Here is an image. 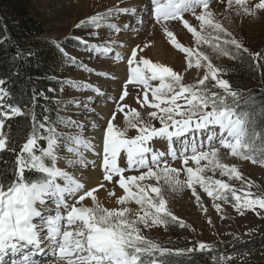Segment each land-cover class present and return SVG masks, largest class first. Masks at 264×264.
Masks as SVG:
<instances>
[{"label":"snow or ice","instance_id":"6c2138e0","mask_svg":"<svg viewBox=\"0 0 264 264\" xmlns=\"http://www.w3.org/2000/svg\"><path fill=\"white\" fill-rule=\"evenodd\" d=\"M150 3V8L142 6L139 11L137 7L108 9L81 20L76 27L107 28L119 34L122 28L113 21L120 14L134 16L137 24L141 25L144 23L143 16L147 14L161 26L172 45L188 54L190 67L193 49L178 42L173 31L169 30L170 21L182 22L198 45L209 43L201 32L210 29L216 34V41L222 39L223 46L221 43H210L218 56L239 59L242 63L246 59L243 53H247L248 49L216 19L211 8L214 0H150ZM227 5L229 9L235 6L236 15L242 10L245 15L256 16L258 11L264 10V0H258L254 5L250 4V0H227ZM186 13L200 22L201 31L185 19ZM128 28V24L123 25V30ZM72 39L78 40L85 51L104 56L113 51L106 44H90L81 37ZM50 42L62 54L65 64L93 71L79 63L76 56L65 51L60 43L55 40ZM111 43L115 44L116 41L112 40ZM137 47L142 52L149 45L145 43L143 47ZM256 57H261V54L257 53ZM201 58L208 61L205 65L207 74L198 82L204 87L183 84L182 76L172 68L143 57L138 60L137 51L133 50L131 58L127 60V82L123 84V95L118 100L122 101L129 95V85H142V103L148 104V92H151L152 102L148 106L158 111L148 112L149 119H144L134 108L130 109L132 118L129 119L128 114H125L123 127L114 123L116 116L113 114L104 129L102 152L95 151L92 142L84 138L83 124L59 114L55 119L45 115L43 122H38L33 113L32 130L25 142L17 144L10 140L8 132L4 130L5 119L22 116L24 112L20 107L4 103L10 93L3 87L5 80L0 79V117H3L0 118V153H15L14 167L0 171V261L9 252L18 254L28 246L40 251L48 250L54 258L49 264H179L178 257L190 260V254L194 251L214 252V247L205 243H199L198 249L169 248L145 234L144 230L157 226L165 229L175 224L181 228L186 227L184 221L170 210L164 186L171 192L191 188L197 202L200 196L197 195L196 185L216 200L227 202V193H230L235 200L234 207L241 215L245 209L256 210L257 206L264 209V198H251V193L237 195V191L228 183L201 175L205 171L200 167L201 161L207 160L212 166L211 170L219 168L222 175L241 179L236 166L222 163L218 158L221 148L230 150L231 156L242 161L264 166V102L258 104L253 96L242 99V93L234 90L227 80L217 77L221 70L213 66L209 57L203 55ZM201 58L195 60L197 68L201 66ZM123 59L121 53L116 52L115 60ZM96 74L116 79L107 72ZM209 78L215 81L211 88L205 85ZM153 81H159L158 86L153 87ZM64 86L103 95L100 88L92 84H79L71 79L62 82L61 92ZM217 87L222 92L212 91V88ZM38 95L43 93L37 94L33 89V106ZM44 98L47 99L46 96ZM88 100L91 101L92 97H88ZM179 100H183L184 104L177 103ZM76 106L80 107L79 104ZM116 107L118 111L124 112L127 105L117 103ZM84 108L95 111L88 104ZM4 109H10V112ZM153 120H158L160 126H155ZM58 125L79 131L61 133L57 131ZM98 127L93 121L91 128ZM133 129L136 134L129 136L128 132ZM41 141H45L46 146H41ZM86 152L101 158L99 166L102 167L103 178L91 188L86 187L76 171L68 170L89 165L97 167L95 160L87 159ZM0 160H3L2 156ZM176 160H181L185 166L183 171L187 174L186 181L179 178L180 169L171 166L170 161ZM190 161L195 163V168L189 166ZM61 162L65 167L59 166ZM4 163L8 161L4 160ZM26 172H34L36 175L28 176ZM9 174L11 179L8 178ZM149 179H154L156 186L142 183ZM105 181L114 182L123 189L116 200L117 204L125 205L134 201L140 206L142 214L134 213L128 207L118 210L102 206L98 199L99 189L105 188L109 196L115 195L107 188ZM89 198L90 206H85ZM34 255L36 252L25 254L22 260L14 264H40L32 259ZM222 260L218 258V264Z\"/></svg>","mask_w":264,"mask_h":264},{"label":"rangeland","instance_id":"374dc122","mask_svg":"<svg viewBox=\"0 0 264 264\" xmlns=\"http://www.w3.org/2000/svg\"><path fill=\"white\" fill-rule=\"evenodd\" d=\"M257 2L258 0H250V4L252 5ZM33 3L36 9L43 14L46 37L61 43L65 51L76 56L79 63L93 69L92 72H88L76 65L65 64L62 80L71 79L79 84H92L95 87L101 88V84L105 81H107L105 83L107 84L108 81L112 80L111 78L98 76L96 74L97 72L108 73L107 69H102V67H105L101 65L103 63H105L108 69H110L113 73L117 71L115 73H122V75L126 74L125 76L129 75L127 60L131 58V54L128 56L121 54L124 59L119 61V66L115 63V54L116 52H120L121 45L125 44V33L130 30L132 25L131 15L120 14L119 18L113 21L122 28V31L119 34L110 32L107 28L91 29L76 27L81 20L97 13L106 12L108 9L128 8V0H33ZM145 3L148 7H151V4L148 1H145ZM211 8L216 14V19L222 22L223 25L232 32L235 39L240 42L244 48L248 49V52L243 53V56L247 57L251 54V56L254 57L259 64V71L255 70L253 74H251L252 78H248L247 74H243L240 77L241 91H254L255 88L264 90V64L261 63V60H259L258 57H256L259 50L264 47V10L258 11L256 16L245 15L242 10L239 15H236L235 6L233 9H229L227 0H224L223 3H221L220 0H214ZM185 19H187L193 27H197L198 31H201L199 29L200 22L197 21L194 16L186 13ZM149 22L150 23L146 26H143L141 31L140 39L143 40V45L148 42L147 44L149 47L146 48L147 51L150 53L155 52L158 56H160V64L165 67L172 68L173 71L181 75V82L183 84H196L198 87H204L198 84L199 80L203 79V76L207 74V68L205 65L208 61L201 58L203 55H207L213 66L221 70L217 73V77L219 79H225L230 83L231 70L235 65V62L239 59H230L227 56H218V54L212 50L210 43H221L223 46L222 39L220 41L215 40L216 34L212 32V30L205 29L201 32L202 35H205L208 38L209 43L202 42L198 45L195 37L192 33L188 32L186 28H184L182 22H169V30L173 31L178 42L183 44L185 47L193 49V55L191 57L192 66L190 67V58L188 54L180 49H177L171 44L161 26L156 24L154 19H150ZM124 24L129 25L127 30H123ZM93 32H95L96 35H92ZM221 36L223 37V34H221ZM72 37H81L84 40H87L90 44H106L107 46H110L113 51L107 56L97 54L95 52L85 51L84 46L81 45L78 40L72 39ZM112 40H115L116 43L112 44ZM70 43H72V45ZM155 43L157 44V48ZM158 43H164V49L161 50ZM137 46H135L133 50L137 51V59L139 60L142 56L138 55L139 48H137ZM123 47H127L126 44ZM228 47L230 49L234 48V46ZM133 50L131 49L130 51L129 49L130 52ZM241 52H243V49H241ZM197 58H201V66L199 68L195 66V60ZM120 70H122V72ZM115 84L119 85L118 80L113 82L111 86L113 85L114 87ZM158 84L159 81L152 82L153 87L158 86ZM214 84L215 81L211 80V78H209L208 81H205V85L210 88ZM111 86H106L104 90H101L103 95H97L91 90L78 91L69 86H64V91L60 93V99L62 101V117L75 120L83 124V136L92 142L95 146V151L97 152H102L101 142L103 141L104 129L113 114L116 116V122L114 121L115 124L123 127L125 114H128L129 119L132 118L130 109L134 108L144 119H149L147 116L148 112L158 111L156 109L149 108L148 104L151 102H148V104L142 103L143 98L141 97L142 93L140 90L139 93L137 90L138 96L136 99L132 93H129L128 96L124 97V101H120L118 100L120 94L118 93L119 97L117 98L116 95L118 94L113 87L111 88ZM128 87L130 88L131 86ZM212 91L222 92V89L217 87L212 88ZM148 96H151V92H148ZM88 97H92V100L89 101ZM117 103L121 106L127 105V107L124 108V112L118 111L116 107ZM177 103L183 105L184 101L179 100ZM76 104H79L80 107H77ZM85 104H88V107L95 109V111H88L85 109ZM90 114L95 115L98 122L102 125V134H100L101 138H97L96 129L91 128L92 120L89 117ZM118 122H120V124ZM152 122L155 126H160L158 120H153ZM67 131L76 132L79 131V129H65L62 126V129L58 132L63 133ZM135 134L136 131L134 129L128 132L129 136H134ZM177 147H179V145H177ZM85 155L89 161L95 160L97 168H100L99 165H101V158H98L92 152H86ZM218 158L222 163H227L230 166H236L241 173V179L224 176L222 175V170L219 168H216L215 171L211 170L212 166L209 165L207 160L201 161L200 167L205 169L201 175L205 178H211L212 180L219 179L228 183L237 191V195L244 196L246 193H251V198H264V166L258 163L253 164L251 161H242L238 157L231 156L230 150L223 148L220 149ZM170 163L172 167L180 169L179 178L182 181H186L187 174L183 171L185 166L182 161L176 160L170 161ZM59 166L61 168L65 167L62 162ZM189 166L194 168L196 167L195 163L191 161L189 162ZM68 170L76 171V174L85 183L88 172L92 171L93 168L89 165L86 168ZM127 174L135 173H126V175ZM142 183L156 186L157 182L154 179H149ZM91 187L93 186H89L88 188ZM108 187L115 193V195L107 196V193L105 196H100L98 194V199L102 206L118 210L122 207H128L132 209L134 213L142 214L140 206L136 205L134 201L126 203L125 205H119L116 203L117 198L123 193V189H121L118 184L109 182ZM196 189L197 195L200 196L199 202L196 201V196L192 195L191 188L186 187L180 192H171L166 186H164L163 191L168 200L170 210L180 220L184 221L186 227L181 228L178 224L170 225L167 229L163 226H157L153 227L151 230H144L145 234L150 238L163 242L164 246H166L172 238L178 237L189 241L191 245L196 247L199 246V243H205L216 247L232 242H247L264 235V215L258 214L264 213V209H259L258 206L256 210L245 209L243 210L244 214L241 215L240 212L237 211L236 207H234L235 200L231 197L230 193H227L229 199L225 202L223 200H216L212 196H209L199 185H196ZM117 191H120V194H117ZM150 194L155 196L154 193ZM217 205L219 208H217ZM85 206H90V198L85 201ZM32 252V246H28L24 249V251L18 254H12L9 252L4 257L3 261H0V264H14V262L22 260L23 255L30 254ZM222 258L223 260L221 264H259L264 260V245L261 247H252L249 252L246 251ZM32 259L39 261L40 264H49V262L54 258L50 255L48 250H44L40 251V254L36 252V255L32 256Z\"/></svg>","mask_w":264,"mask_h":264},{"label":"trees","instance_id":"16d2710c","mask_svg":"<svg viewBox=\"0 0 264 264\" xmlns=\"http://www.w3.org/2000/svg\"><path fill=\"white\" fill-rule=\"evenodd\" d=\"M50 41L53 40L46 37L43 14L36 9L33 0H0V79L5 80L3 87L10 93L4 103L20 107L24 112L22 116L5 119L4 130L8 132L10 140L17 144L25 142L31 133L33 113L38 122H43L45 115H48L50 119H55L57 114L62 117L60 93L64 81L62 79L65 62L62 54ZM258 53L264 57V47ZM261 57L258 59L264 64V58ZM245 58L243 63L241 60L235 62L230 74V85L243 94L242 99L253 96L259 104L264 102L263 89L241 91L240 77L247 74L248 78H252L251 74L255 70L259 71V64L254 57L249 54ZM50 77L56 79L52 80ZM50 88L54 91L49 92ZM33 89L37 94L43 93L37 96L35 106L32 100ZM45 96L47 99L44 98ZM45 109L48 111L45 112ZM4 110L10 112V109ZM61 129L62 125H58L57 131ZM40 144L46 146L45 141H41ZM0 156L3 157V160H0V171L14 167L15 153L5 152L0 153ZM4 160L8 163L5 164ZM26 175L35 176L36 174L26 172ZM8 178H12L11 174ZM263 245L264 235L247 242H232L216 246L214 252L194 251L190 254V260L183 257L177 259L179 264H218V258L249 252L250 248ZM166 247L198 249L189 241L178 237L172 238ZM259 264H264V260Z\"/></svg>","mask_w":264,"mask_h":264},{"label":"bare ground","instance_id":"6f19581e","mask_svg":"<svg viewBox=\"0 0 264 264\" xmlns=\"http://www.w3.org/2000/svg\"><path fill=\"white\" fill-rule=\"evenodd\" d=\"M119 1V0H118ZM120 1H125V0H120ZM145 1H148L149 3H150V0H130V3H129V0H128V8H131V7H137V10L139 11L140 10V7H142V6H147L148 7V5L145 3ZM151 4V3H150ZM148 8H150V7H148ZM143 20H144V24L143 25H140V24H137V22H136V18L134 17V16H132V25H131V27H130V30L127 32V33H125L126 35L124 36L125 38V44H126V46L127 47H121L120 49V52L119 53H121V54H123L124 56L125 55H129V54H131V49L133 50L134 48H135V46H140V47H143V43H142V41L143 40H141L140 39V37H141V31H142V28H143V26H146L148 23H150L149 21H150V18H149V16L147 15V14H145L144 16H143ZM145 20H148V21H145ZM136 30H138V31H136ZM155 42H156V40H155ZM139 43H140V45H139ZM148 43V42H147ZM124 44V45H125ZM156 44V43H155ZM152 45V44H151ZM158 45L160 46V48H161V50L162 49H164V47H165V44L164 43H158ZM155 47V46H154ZM138 48V47H137ZM156 48H157V44H156ZM129 49H130V51H129ZM130 53H129V52ZM139 52H138V55H141L144 59H148V60H150V61H152L153 63H159L160 64V56H158L155 52L154 53H150L149 51H147V49L146 48H144L143 49V51L141 52L140 50H138ZM158 52V51H157ZM160 52V51H159ZM166 53V52H165ZM160 54V53H159ZM131 56V55H130ZM162 57V56H161ZM164 57V56H163ZM98 63V62H97ZM100 63V62H99ZM103 63V62H102ZM115 63H117V65L119 66V61H115ZM101 65H103V66H105V67H102V69L103 68H105V69H107L108 70V73L110 74V76H114V77H116V79H112L111 81H108V83L107 84H105L107 81H105L103 84H101L102 85V87L100 88V90H104L105 89V87L107 86V87H109V86H111V84H113V82H115L116 80H118V83H119V85H121V86H119V85H116L115 84V86L113 87V85L111 86V88L113 87L115 90H116V92H117V94L119 93L120 94V96H122L123 94V91H124V89H123V84L125 83V82H127V76H125V75H122V73H115V72H117V71H115L114 73L113 72H111L110 71V69H108V67H107V65L105 64V63H103V64H101ZM101 69V68H100ZM104 69V70H105ZM121 72H122V70H120ZM129 86H131L130 88L128 87V92L129 93H132V95L135 97V99H136V97L138 96V94H137V90H138V93H139V90L141 91V97L143 98V92H142V89H143V86L142 85H135V84H133V85H129ZM117 87H120V88H117ZM113 89V90H114ZM130 89V90H129ZM114 90V91H115ZM144 91H147V90H144ZM122 92V93H121ZM119 94L118 95H116L117 96V98L119 97ZM140 96V95H139ZM140 97V98H141ZM100 98V97H99ZM138 99V98H137ZM117 101V100H116ZM124 101V100H123ZM148 102H152V96H149V101ZM150 108V107H149ZM98 116H99V114H98ZM89 117H90V119L92 120V122L94 121L99 127L96 129V137L97 138H99L100 137V134H102V131H101V129H102V125L98 122V120H97V118L95 117V115H89ZM119 120V119H118ZM91 122V123H92ZM115 122H116V120H115ZM114 122V123H115ZM119 124H120V122H118ZM101 138V137H100ZM101 144H102V142H101ZM158 147H161V148H163V146L162 145H157ZM92 157V156H91ZM86 174H87V172H86ZM102 168L100 167V168H97V167H95V168H93V170L92 171H89L88 172V174H87V176H86V179H85V184L87 185V187H89V186H96L97 185V182L98 181H100V180H102ZM105 183V185L107 186V188H109L108 187V183L109 182H107V181H105L104 182ZM98 194L100 195V196H105L106 194H107V191H106V189L105 188H101V189H99V192H98ZM117 194H120V191H117ZM107 196H108V194H107ZM33 252H37L38 254H40V250H37V249H35V248H33ZM32 252V253H33Z\"/></svg>","mask_w":264,"mask_h":264}]
</instances>
